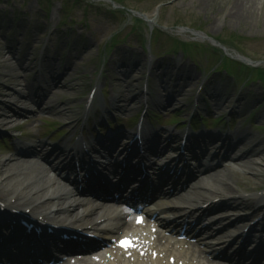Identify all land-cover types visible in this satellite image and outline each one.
Here are the masks:
<instances>
[{
	"label": "rangeland",
	"instance_id": "obj_1",
	"mask_svg": "<svg viewBox=\"0 0 264 264\" xmlns=\"http://www.w3.org/2000/svg\"><path fill=\"white\" fill-rule=\"evenodd\" d=\"M67 1L73 9L72 16L76 22L73 27L58 28L61 13L57 11L55 13L58 15L51 13L46 15L40 9L37 0H0L1 161L15 154L13 146L10 144L5 146L4 142L10 135L13 136L16 131L23 129V126L29 130L34 126L54 122L53 120H58L59 123L67 122L77 116L75 112L77 104L83 101V93L91 83L89 74L91 71L99 73L102 63L99 49L102 48L103 41L117 30L123 29L121 35H126L131 29V19L108 15L111 14L108 10H103L101 15L96 13L93 6L104 4L105 0H97L94 5L88 6L74 0ZM249 1L124 0L130 9L143 11L152 17L158 10L165 25L175 23L200 29L210 36L224 40L231 48L235 46L239 51L247 52L254 60L261 61L259 66L262 70L259 72L252 73L247 68L234 67L231 71L234 73L232 76L228 74L223 77L216 76L213 86L205 91L207 96L205 100L210 104L206 105L204 100L202 105L203 110H212L215 107L228 111L230 108L236 117L231 119H238V124L234 128L236 129L238 125L241 128H248L251 141L258 142L255 145L257 148H254L256 152L245 160L246 162L250 159L248 163L242 165V169L233 163L235 162L233 157L225 158L234 168L239 169L237 174L239 180L236 182L241 185L239 188L264 186V0L252 1L255 5ZM60 3L61 0L56 2L57 8ZM249 8L251 9L248 10ZM104 11L107 13L105 16ZM98 38L99 45L96 44ZM160 41L163 42V38H160ZM133 43L130 48H125L123 55L113 57L112 54L110 59L107 58L108 71L103 70L100 73L104 81L108 73L112 77L110 89L124 103V108H139L138 105L143 99V91L139 86L141 79L131 74L122 81L119 76L124 74L116 72L117 69L128 68L123 63L130 65L133 58H138L139 44L136 40H133ZM89 46L90 49L87 50ZM121 48L123 49V46ZM31 52L35 55H31ZM200 56L204 65L212 64L216 60V57L209 53H202ZM49 59L51 61L47 64L40 65L39 61ZM55 63L57 64L54 65ZM198 70L199 68H193L186 61L180 69H173L172 72L179 74L177 80L180 81L190 71L199 74ZM161 77L160 74L154 78L159 81ZM53 79L56 83L49 86ZM247 80L249 83L246 84ZM184 87L149 86L147 97L155 105V99H158L161 92H174L177 94L175 99L184 94L188 98L185 104L179 109H174L175 113L184 114L196 110L192 103L195 88L187 92ZM213 89L218 93L217 96L209 94ZM163 107L174 108L168 105ZM156 109L157 107L153 111ZM126 111L122 109L123 114ZM14 112L21 115L15 116V121L8 122L5 116ZM249 121L255 126H249ZM66 125L74 129L72 123ZM225 148L219 147V150L223 152ZM247 148V144L240 145L237 149L233 148L236 154L234 158L242 159L238 156ZM31 154L24 153L19 157L27 158ZM0 167L8 169L10 165ZM257 168L260 169L259 172ZM223 172L228 174L227 170ZM228 189L230 190L227 188L223 192L229 191Z\"/></svg>",
	"mask_w": 264,
	"mask_h": 264
},
{
	"label": "bare ground",
	"instance_id": "obj_2",
	"mask_svg": "<svg viewBox=\"0 0 264 264\" xmlns=\"http://www.w3.org/2000/svg\"><path fill=\"white\" fill-rule=\"evenodd\" d=\"M252 1L256 0L249 1L250 4L255 5V2L252 3ZM18 115L15 112L7 114L5 119L14 121L16 119L15 116ZM246 163L248 161L237 162L240 166ZM0 164L2 167L3 165H10L8 169L0 167V190L3 192V196L0 197L2 199L9 201L10 198H16V204L33 206L39 213L50 210L52 215L58 216V218L61 217L63 221L80 220L78 225L81 224L82 226L103 217L102 210L97 207L96 203L94 205L88 204L92 203V201L77 196L53 173V167L46 165L40 159L11 156L8 160H0ZM223 170H227L228 174L225 172L220 174L222 170L216 173H207V175L200 177L194 182L193 185H200L204 190H210V192L207 191L210 198L220 196V192L217 194H212L211 192H215V189L219 190L225 186H233L239 180L237 176L239 172L231 164H227ZM257 170L258 172L260 171L259 168ZM209 176H212L211 181L213 183L218 181L222 185H212L213 188L208 187L205 180ZM119 220L123 221L124 218ZM164 227H169V224H165ZM14 237L16 238V236ZM3 239H8V236H4ZM27 243L28 241L25 245Z\"/></svg>",
	"mask_w": 264,
	"mask_h": 264
}]
</instances>
